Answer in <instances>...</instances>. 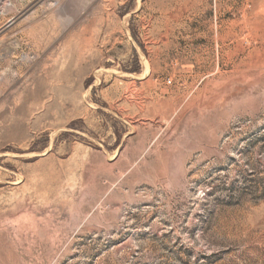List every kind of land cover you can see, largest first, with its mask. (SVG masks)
Instances as JSON below:
<instances>
[{
  "label": "rangeland",
  "instance_id": "obj_1",
  "mask_svg": "<svg viewBox=\"0 0 264 264\" xmlns=\"http://www.w3.org/2000/svg\"><path fill=\"white\" fill-rule=\"evenodd\" d=\"M0 264H264V0H0Z\"/></svg>",
  "mask_w": 264,
  "mask_h": 264
}]
</instances>
